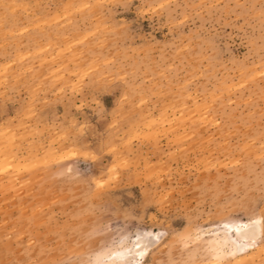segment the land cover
<instances>
[{"label":"rangeland","instance_id":"1","mask_svg":"<svg viewBox=\"0 0 264 264\" xmlns=\"http://www.w3.org/2000/svg\"><path fill=\"white\" fill-rule=\"evenodd\" d=\"M262 202L264 0H0V264H211Z\"/></svg>","mask_w":264,"mask_h":264},{"label":"snow or ice","instance_id":"2","mask_svg":"<svg viewBox=\"0 0 264 264\" xmlns=\"http://www.w3.org/2000/svg\"><path fill=\"white\" fill-rule=\"evenodd\" d=\"M87 7V5H85ZM71 171V169H69ZM115 171V169H113ZM259 211L260 219L253 218L255 213ZM253 217H250L249 223L246 224H237L235 225V232L240 233L239 239H241V243L236 245L238 250L247 251L249 248L255 249L257 247L256 240L257 234H259L261 238V242L264 243V202L261 203L258 209H252ZM190 224V220H189ZM91 235V234H90ZM152 233H146L144 242L141 244V237L137 234L136 242L134 247L140 249L138 252L139 259H133L126 262V264H143V257L147 254L148 249L153 247V243L151 240ZM191 237L187 234V232H179L176 233L174 239L178 242L182 243L185 248H187V241ZM156 239H159L157 236ZM199 239V237H197ZM127 240V238H122V244ZM235 244V242H233ZM226 246V245H225ZM131 251V249L129 250ZM215 253V259L211 262V264H227V257L236 256V251L226 252L224 248H216L212 249ZM81 264H89L87 261L81 262ZM169 264H176V261L169 260ZM184 264H189L188 261H185Z\"/></svg>","mask_w":264,"mask_h":264},{"label":"bare ground","instance_id":"3","mask_svg":"<svg viewBox=\"0 0 264 264\" xmlns=\"http://www.w3.org/2000/svg\"><path fill=\"white\" fill-rule=\"evenodd\" d=\"M228 225V229L227 231H225L224 235H222L221 238V244L223 243L224 245H227L230 247L231 251H241L238 250L236 245L241 243V239H239L240 237V233L235 232V223H227ZM259 234H257L258 236ZM221 236V235H220ZM144 239L141 238V244H143ZM235 242V244L233 243ZM135 245V244H134ZM131 249V246H125L122 247L121 249L118 250H112V252L109 254V260L104 261L105 258L102 260L104 261L105 264H126L127 261L131 260V256L130 254L132 252H135L138 254V252L140 251L139 248L134 247L133 250L129 251ZM249 253L244 252L243 254ZM106 256V255H105Z\"/></svg>","mask_w":264,"mask_h":264},{"label":"clouds","instance_id":"4","mask_svg":"<svg viewBox=\"0 0 264 264\" xmlns=\"http://www.w3.org/2000/svg\"><path fill=\"white\" fill-rule=\"evenodd\" d=\"M69 179H71V178H69ZM80 179V182L81 183H83V184H85L86 186H87V181H84L83 179H81V178H79ZM175 261V260H174ZM176 264H179V262L178 261H176Z\"/></svg>","mask_w":264,"mask_h":264}]
</instances>
